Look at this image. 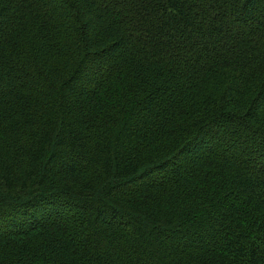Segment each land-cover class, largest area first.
I'll return each instance as SVG.
<instances>
[{
	"label": "trees",
	"instance_id": "trees-1",
	"mask_svg": "<svg viewBox=\"0 0 264 264\" xmlns=\"http://www.w3.org/2000/svg\"><path fill=\"white\" fill-rule=\"evenodd\" d=\"M0 264H264V0H0Z\"/></svg>",
	"mask_w": 264,
	"mask_h": 264
}]
</instances>
